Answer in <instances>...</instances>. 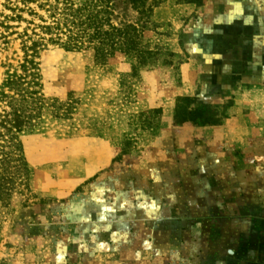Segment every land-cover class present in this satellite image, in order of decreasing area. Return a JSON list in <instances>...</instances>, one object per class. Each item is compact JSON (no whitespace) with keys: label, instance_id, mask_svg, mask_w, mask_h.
I'll return each instance as SVG.
<instances>
[{"label":"rangeland","instance_id":"rangeland-1","mask_svg":"<svg viewBox=\"0 0 264 264\" xmlns=\"http://www.w3.org/2000/svg\"><path fill=\"white\" fill-rule=\"evenodd\" d=\"M119 9L135 19L122 1ZM187 9L167 0L155 9L157 31H146L178 53L179 70L145 69L125 88L132 58L117 55L100 66L90 51L50 45L41 53L46 95L66 101L71 94L77 106L72 117L47 116L23 137L33 192L47 201L26 209L16 200V212L0 223V264H264V100L237 79L226 92L212 84L198 97L233 100L229 118L219 126L173 125L169 104L182 67L196 63L202 88L242 56L238 42L223 37L232 34L231 22L229 30L201 28ZM193 24L204 37L188 42ZM22 54L16 35L0 39V87ZM159 107L162 127L139 131L128 162L83 179L90 161L120 153L133 115Z\"/></svg>","mask_w":264,"mask_h":264},{"label":"trees","instance_id":"trees-1","mask_svg":"<svg viewBox=\"0 0 264 264\" xmlns=\"http://www.w3.org/2000/svg\"><path fill=\"white\" fill-rule=\"evenodd\" d=\"M119 1L136 13L127 18L119 9ZM167 0H4L0 1V39L9 36L20 40L22 58L8 71L0 87V223L7 214L16 212L19 198L23 208L45 205L32 188V171L23 137L43 126L45 117L70 118L77 100L70 94L66 101L49 97L39 58L46 47L53 45L67 51H90L95 64L106 66L117 55L134 60L130 73H123L121 88L126 81L139 77L143 70L160 65L179 70L182 60L168 45L153 43L146 31H157L155 9ZM207 0H176L177 4L204 6ZM234 101L214 104L198 95L178 96L172 114L176 127L219 126L229 118ZM163 109L152 108L130 119V131L121 143L120 153L113 158L111 170L120 168L123 159L138 148L139 131L161 128ZM38 201V202H36Z\"/></svg>","mask_w":264,"mask_h":264},{"label":"crops","instance_id":"crops-1","mask_svg":"<svg viewBox=\"0 0 264 264\" xmlns=\"http://www.w3.org/2000/svg\"><path fill=\"white\" fill-rule=\"evenodd\" d=\"M188 8L186 15L197 17L200 27L216 25L221 23L222 27L229 30L226 22H231L232 34L224 33L223 37H231L232 42H238V47L242 53L238 65L222 76L216 77L214 81L207 82L198 88L201 70L195 64H185L183 68V83L175 88L176 96H193L203 97L207 95L210 85L221 87V91H228L232 80H240L242 88L248 87V94L251 97L259 94L264 100V0H208L207 4L198 8L195 4H181ZM199 13V14H198ZM197 15V16H196ZM234 22L238 23L234 26ZM239 23L241 25H239ZM195 24L191 26L187 34L188 42L200 36L204 37L203 31L198 28L194 29ZM210 40L211 34L207 35ZM210 42V41H209ZM219 91V89H217ZM239 93L243 95L242 89ZM263 93V95H261ZM174 108V102L169 107ZM233 107V106H232ZM231 107V109H232ZM128 161H123L126 163ZM140 161H134L138 164ZM170 165L169 161H166ZM112 161H90L91 172L83 178L84 180L93 176L97 171L111 165ZM90 167V165H89Z\"/></svg>","mask_w":264,"mask_h":264}]
</instances>
